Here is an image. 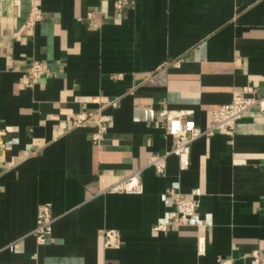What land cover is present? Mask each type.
Instances as JSON below:
<instances>
[{
	"label": "crops",
	"instance_id": "1",
	"mask_svg": "<svg viewBox=\"0 0 264 264\" xmlns=\"http://www.w3.org/2000/svg\"><path fill=\"white\" fill-rule=\"evenodd\" d=\"M35 61L49 71L33 81ZM248 85L263 93L264 0H0V264H263V110L196 139L185 170L174 154L149 165L174 144L163 109L206 129ZM100 111L97 142L76 117ZM134 176L142 192L116 189ZM197 187L176 224L168 190ZM41 206L56 219L43 244Z\"/></svg>",
	"mask_w": 264,
	"mask_h": 264
},
{
	"label": "built area",
	"instance_id": "2",
	"mask_svg": "<svg viewBox=\"0 0 264 264\" xmlns=\"http://www.w3.org/2000/svg\"><path fill=\"white\" fill-rule=\"evenodd\" d=\"M120 6V2L118 3ZM42 19L41 11L33 7L27 22V26L32 28ZM174 65L179 63V60L170 62ZM49 71L46 63L35 61L28 69V77L36 81ZM254 108H259L264 111V85L263 93L258 94V89L253 85L244 87L242 91L233 93L232 101L224 104L211 112V121L209 127L203 129L199 127L191 118L192 111H174L163 109L161 116L165 119V127L167 134L173 138V147L165 154L153 155L149 159V165L153 166L158 173H163L166 169V162L169 155L174 154L178 157L179 167L185 170L189 167L191 161V146L193 142L201 136L213 135L220 130H234L238 121L249 111ZM111 118L101 111L98 113H82L76 117L78 125L96 126L97 133L94 139L100 142L103 136L107 133ZM138 177V175H136ZM128 179L126 183L119 184L116 189L126 190L127 192H142L141 185L130 187L129 184L135 177ZM125 187V189H124ZM168 192L174 197L177 206L178 216L175 218V223L178 225H188L190 220L196 214L200 204L202 190L197 187L190 193H183L169 189ZM55 217L51 214L48 206H41L37 213L36 227L33 231L40 244L47 241L53 232V224ZM159 231L169 229L168 224L161 223L156 227ZM106 247H118L120 245V234L115 229H110L106 232ZM263 264H264V257Z\"/></svg>",
	"mask_w": 264,
	"mask_h": 264
}]
</instances>
